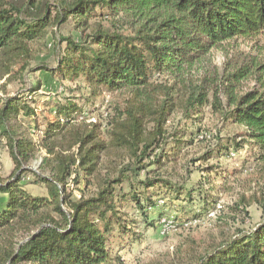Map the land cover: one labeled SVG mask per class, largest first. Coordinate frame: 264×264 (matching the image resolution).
<instances>
[{
	"label": "trees",
	"instance_id": "obj_1",
	"mask_svg": "<svg viewBox=\"0 0 264 264\" xmlns=\"http://www.w3.org/2000/svg\"><path fill=\"white\" fill-rule=\"evenodd\" d=\"M98 10L106 11L114 30L92 20ZM69 21L80 40L59 37L55 67L31 69L50 32ZM259 35H264V0H0V143L13 164L11 175L5 181L0 177V194L5 195L0 264L118 261L107 250L108 235L119 225L118 207L128 199L140 205L139 188L148 192L157 184L172 186L158 173L172 164L171 152L182 144L166 131L176 113L188 120L209 105L223 122L243 128L241 137L257 150L254 161L264 164V59L256 64L237 57L220 73L197 79L186 75L222 43ZM40 71L61 82L81 79L90 97L105 91L123 97L122 105L103 124L91 122L70 102L39 114L27 96L39 90L40 82L24 97L25 92L6 94V87L26 72ZM247 78L259 88L241 93L239 85ZM20 115L36 124L38 140L19 124ZM167 137L176 148L151 155ZM227 143L240 146L218 139L206 155H221ZM39 154L45 175L25 168ZM27 173L46 189L48 199L22 189ZM80 174L85 186L95 190L75 200L66 187L69 180L77 185ZM123 184L129 193L119 197ZM152 206L149 202L144 208ZM195 264H264V223L219 244Z\"/></svg>",
	"mask_w": 264,
	"mask_h": 264
},
{
	"label": "rangeland",
	"instance_id": "obj_2",
	"mask_svg": "<svg viewBox=\"0 0 264 264\" xmlns=\"http://www.w3.org/2000/svg\"><path fill=\"white\" fill-rule=\"evenodd\" d=\"M20 1L16 0L18 3ZM96 15L92 20L100 21L103 27L114 30L105 10H98ZM101 15H104L103 20L100 19L103 18ZM59 37H70L77 42L80 33L75 31L72 21L54 28L45 39L46 48L39 47V54L30 63L31 69L39 64L55 67V41ZM245 56L256 64L264 59V35L222 43L208 54L203 64L187 71V78L197 79L207 72L220 73L222 69L230 67L237 57ZM36 82H40L41 86L36 93L27 96V100L39 114L70 102L81 107L91 119L102 120L105 124L116 108L122 105L121 96L102 91L92 98L81 79H64L61 82L46 71L26 72L22 80L6 87V94L16 96L25 92L24 97ZM255 88L258 89L259 85L252 78H247L240 83L239 92L245 93ZM18 121L38 140L39 135L34 132L36 124L32 120L20 115ZM38 121L37 125H42V118ZM166 131L168 136L174 134L175 138L180 139L181 146L174 147L173 138L167 137L161 147L150 153L158 154L163 149L168 153L171 147L176 148L168 159L173 160L172 164L158 173L162 182L166 181L172 186L157 184L148 192L139 188L140 205L128 199L127 203L118 207L119 225L112 228L107 243L111 257L119 259L112 264H195L199 257L219 244L249 233L264 223V164L254 161L257 150L241 137L244 132L242 127L223 122L220 114L207 105L188 120L174 114L166 125ZM218 139L224 142L232 139L240 146L227 143L229 149L221 155H206L209 145L215 144ZM42 155L39 154L25 168L45 175L39 168ZM152 159L151 156L147 163ZM150 169H154L153 166ZM12 171L13 164L0 143V177L5 181ZM34 180V176L27 173L20 186L34 197L48 199L46 189L34 184ZM94 190L93 186H85L82 174L77 185L69 180L66 187L67 194L75 200L82 194L91 195ZM189 191L190 195L187 194ZM128 193L127 185L123 184L122 191L117 194L120 197ZM1 197L0 194V202ZM149 202L154 206L145 210ZM186 219L185 223L180 222Z\"/></svg>",
	"mask_w": 264,
	"mask_h": 264
},
{
	"label": "crops",
	"instance_id": "obj_3",
	"mask_svg": "<svg viewBox=\"0 0 264 264\" xmlns=\"http://www.w3.org/2000/svg\"><path fill=\"white\" fill-rule=\"evenodd\" d=\"M1 195H2V197H1V202H0V204L2 203V201L4 200V197H5L4 194H1Z\"/></svg>",
	"mask_w": 264,
	"mask_h": 264
},
{
	"label": "built area",
	"instance_id": "obj_4",
	"mask_svg": "<svg viewBox=\"0 0 264 264\" xmlns=\"http://www.w3.org/2000/svg\"><path fill=\"white\" fill-rule=\"evenodd\" d=\"M90 121H91V122H93V121H94V119H90Z\"/></svg>",
	"mask_w": 264,
	"mask_h": 264
}]
</instances>
